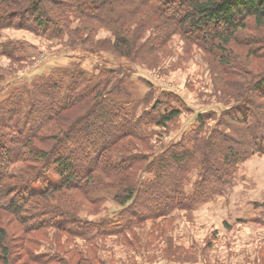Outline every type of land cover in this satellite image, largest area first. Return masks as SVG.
<instances>
[{"label": "trees", "instance_id": "16d2710c", "mask_svg": "<svg viewBox=\"0 0 264 264\" xmlns=\"http://www.w3.org/2000/svg\"><path fill=\"white\" fill-rule=\"evenodd\" d=\"M73 21L110 30L126 65L98 73L60 67L0 100V220L8 214L19 222L25 236L18 249L26 255L31 232L53 229L91 241L94 232L114 235L136 220L208 202L225 192L240 165L264 155V66L251 69L231 47L264 60V0H0V30L73 39L84 32L72 30ZM173 35L216 62L223 87H215L227 102L197 115L194 130L154 153L151 129H169L186 104L155 94L150 84L140 96L132 68L136 53ZM1 55L15 61L9 50ZM106 192L121 210L118 221L82 217L81 207L102 206ZM8 238L0 222L4 264L12 255Z\"/></svg>", "mask_w": 264, "mask_h": 264}, {"label": "rangeland", "instance_id": "374dc122", "mask_svg": "<svg viewBox=\"0 0 264 264\" xmlns=\"http://www.w3.org/2000/svg\"><path fill=\"white\" fill-rule=\"evenodd\" d=\"M135 25L132 23L130 28ZM81 26L83 34L74 35L73 39L49 38L14 27L1 29L0 74L4 80L0 84V100L12 88L29 85L36 75L60 67L79 66L89 73H98L101 68L126 65L125 57L116 53L110 30L92 21H73L70 28ZM251 33L246 31L243 35ZM150 35L143 34L141 41L146 42ZM167 40L164 45L163 41H156L136 53L139 63L132 68L140 96L146 95L150 84L155 94H172L186 104L183 114L169 129H151L156 133L149 144L154 153L194 130L198 126L197 115L220 111L227 102L215 87V83L223 87V82L218 80L219 69L215 70L216 62L210 55L188 45L178 35ZM231 47L251 69L264 66L263 59L253 57L244 48L235 43ZM5 50L15 54V61L1 55ZM174 102L172 106H179ZM143 153L148 156L151 151L144 149ZM21 170L18 166L14 172ZM190 178L189 192L198 180L197 172ZM108 194L104 193L106 201L102 206L83 205L81 216L92 223L105 218L116 223L121 210ZM0 222L9 234V264H264V155H255L240 165L225 192L208 202L197 203L186 211L136 220L130 229L122 228L114 235L101 237L94 232L91 241L53 229L31 232L26 236V255L18 249L19 239L25 236L19 222L8 214H2ZM0 264H4L2 257Z\"/></svg>", "mask_w": 264, "mask_h": 264}]
</instances>
